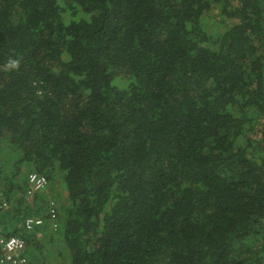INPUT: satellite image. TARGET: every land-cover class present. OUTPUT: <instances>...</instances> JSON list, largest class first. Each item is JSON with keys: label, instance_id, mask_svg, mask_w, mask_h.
I'll list each match as a JSON object with an SVG mask.
<instances>
[{"label": "trees", "instance_id": "1", "mask_svg": "<svg viewBox=\"0 0 264 264\" xmlns=\"http://www.w3.org/2000/svg\"><path fill=\"white\" fill-rule=\"evenodd\" d=\"M0 142L31 264L28 172L58 264H264V0H0Z\"/></svg>", "mask_w": 264, "mask_h": 264}, {"label": "built area", "instance_id": "2", "mask_svg": "<svg viewBox=\"0 0 264 264\" xmlns=\"http://www.w3.org/2000/svg\"><path fill=\"white\" fill-rule=\"evenodd\" d=\"M0 168V177H1ZM1 182V178H0ZM28 188L26 192V200L33 203L37 195L48 189L49 182L43 175L30 173L28 175ZM1 186V184H0ZM10 201L7 198L3 188L0 187V264H31L28 258V243L20 235L6 233L1 216L10 209ZM58 205L51 199L49 200L47 219L42 217H28L22 227L26 232H33L38 228H42L47 222L52 226L53 231H58Z\"/></svg>", "mask_w": 264, "mask_h": 264}, {"label": "rangeland", "instance_id": "3", "mask_svg": "<svg viewBox=\"0 0 264 264\" xmlns=\"http://www.w3.org/2000/svg\"><path fill=\"white\" fill-rule=\"evenodd\" d=\"M217 13H213V17H212V21L210 22V26H209V31L212 33L214 32L215 30L217 31H220L222 28H224V25H221V19L219 16H216ZM125 82L123 81V84ZM113 85L121 88L122 85L120 84V78L117 77L114 79L113 81ZM12 151L9 149V146L4 143V142H0V157L3 160L7 159V160H12L14 162V156L12 155ZM2 157H4L5 159H3ZM24 170L26 168H23ZM30 174V172H28V175ZM65 182L61 181L60 178L56 179L54 181V183L50 184L49 183V186H48V189L45 191V193H42V194H45L46 197H47V201L48 200H55L58 208H60L61 206L63 207L66 202H67V195L65 194ZM55 197H58V199H55ZM59 200V201H58ZM10 208L13 207V203H12V200L10 201ZM46 207V213H47V204L45 205ZM57 233V231H53L51 229V233L48 232V234L44 235V237H40V244L43 246V249H42V252L45 254V256H47V262L48 264H58L60 261H61V257H59V259L57 258V255L58 253H60V248L62 246H60L59 243L57 242H53L52 244L49 243V237H52V236H55V234ZM52 235V236H51ZM33 247L28 248V258L31 260V256H32V253L34 255L37 254V252L34 250L33 251Z\"/></svg>", "mask_w": 264, "mask_h": 264}, {"label": "crops", "instance_id": "4", "mask_svg": "<svg viewBox=\"0 0 264 264\" xmlns=\"http://www.w3.org/2000/svg\"><path fill=\"white\" fill-rule=\"evenodd\" d=\"M45 193V192H44ZM26 199V198H25ZM27 201V200H26ZM15 202V201H14ZM13 202V200H12V203H13V205H15V203ZM34 203V202H33ZM51 229H52V226L50 225V228H47L46 230L48 231V232H50L51 231ZM38 237H42V234L41 233H38ZM31 248V247H30ZM30 248H29V250H30Z\"/></svg>", "mask_w": 264, "mask_h": 264}, {"label": "clouds", "instance_id": "5", "mask_svg": "<svg viewBox=\"0 0 264 264\" xmlns=\"http://www.w3.org/2000/svg\"><path fill=\"white\" fill-rule=\"evenodd\" d=\"M1 188H3L2 186H0ZM3 191L5 192V190L3 189ZM10 201V200H9Z\"/></svg>", "mask_w": 264, "mask_h": 264}]
</instances>
